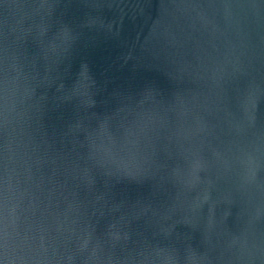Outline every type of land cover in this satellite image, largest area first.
<instances>
[{"label": "water", "instance_id": "1", "mask_svg": "<svg viewBox=\"0 0 264 264\" xmlns=\"http://www.w3.org/2000/svg\"><path fill=\"white\" fill-rule=\"evenodd\" d=\"M0 264H264V0H0Z\"/></svg>", "mask_w": 264, "mask_h": 264}]
</instances>
